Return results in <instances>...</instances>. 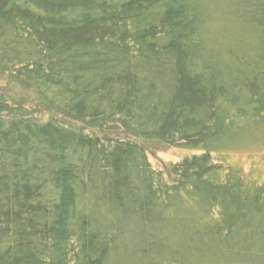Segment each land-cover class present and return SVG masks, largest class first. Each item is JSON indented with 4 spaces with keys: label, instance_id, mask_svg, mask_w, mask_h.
Returning a JSON list of instances; mask_svg holds the SVG:
<instances>
[{
    "label": "trees",
    "instance_id": "1",
    "mask_svg": "<svg viewBox=\"0 0 264 264\" xmlns=\"http://www.w3.org/2000/svg\"><path fill=\"white\" fill-rule=\"evenodd\" d=\"M0 81V264H264V0H0Z\"/></svg>",
    "mask_w": 264,
    "mask_h": 264
},
{
    "label": "rangeland",
    "instance_id": "2",
    "mask_svg": "<svg viewBox=\"0 0 264 264\" xmlns=\"http://www.w3.org/2000/svg\"><path fill=\"white\" fill-rule=\"evenodd\" d=\"M6 81H0V89L5 88ZM2 91V90H1ZM12 98L22 99L25 98L22 107L28 111L38 112L34 115L39 121L47 120L51 117L62 120L56 114H49L44 111L41 106L33 102L31 96L21 95L12 92ZM13 105V104H12ZM15 106V105H13ZM18 106V105H17ZM43 111H42V110ZM147 146V147H146ZM148 159L151 165L160 171H164L167 165L182 161L185 158L193 156L192 152L184 151L178 148H165L159 147L155 144H147L145 142ZM228 162L248 181L257 186H264V146L250 145L239 150H232L225 152Z\"/></svg>",
    "mask_w": 264,
    "mask_h": 264
}]
</instances>
